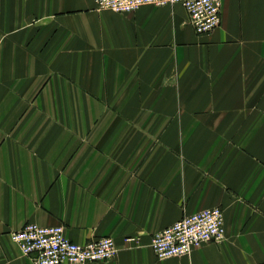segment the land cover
Listing matches in <instances>:
<instances>
[{
  "label": "crops",
  "instance_id": "0c3cea01",
  "mask_svg": "<svg viewBox=\"0 0 264 264\" xmlns=\"http://www.w3.org/2000/svg\"><path fill=\"white\" fill-rule=\"evenodd\" d=\"M213 206L222 241L156 257ZM27 222L115 238L85 264H264V0H223L209 33L181 3L0 0V264H36Z\"/></svg>",
  "mask_w": 264,
  "mask_h": 264
},
{
  "label": "built area",
  "instance_id": "2783aa9c",
  "mask_svg": "<svg viewBox=\"0 0 264 264\" xmlns=\"http://www.w3.org/2000/svg\"><path fill=\"white\" fill-rule=\"evenodd\" d=\"M96 8L130 12L142 5L181 3L198 33H209L222 23L223 0H95ZM22 253L36 264H85L110 259L117 252L113 236L105 235L78 243L66 235L63 224L41 225L27 222L10 232ZM225 238L224 212L220 206L205 207L185 214L154 233L151 247L159 259L190 253L210 241Z\"/></svg>",
  "mask_w": 264,
  "mask_h": 264
}]
</instances>
